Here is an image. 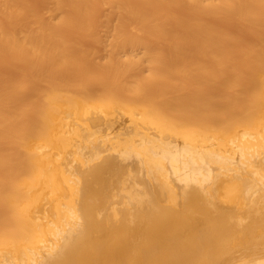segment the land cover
I'll return each mask as SVG.
<instances>
[{"label":"bare ground","instance_id":"bare-ground-1","mask_svg":"<svg viewBox=\"0 0 264 264\" xmlns=\"http://www.w3.org/2000/svg\"><path fill=\"white\" fill-rule=\"evenodd\" d=\"M0 264H264V0H0Z\"/></svg>","mask_w":264,"mask_h":264}]
</instances>
